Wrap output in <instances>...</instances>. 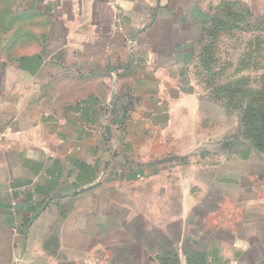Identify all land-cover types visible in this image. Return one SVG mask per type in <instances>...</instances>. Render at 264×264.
<instances>
[{"label":"crops","instance_id":"obj_1","mask_svg":"<svg viewBox=\"0 0 264 264\" xmlns=\"http://www.w3.org/2000/svg\"><path fill=\"white\" fill-rule=\"evenodd\" d=\"M227 3L0 0V264H264V151L188 126Z\"/></svg>","mask_w":264,"mask_h":264},{"label":"rangeland","instance_id":"obj_2","mask_svg":"<svg viewBox=\"0 0 264 264\" xmlns=\"http://www.w3.org/2000/svg\"><path fill=\"white\" fill-rule=\"evenodd\" d=\"M235 13L240 19L235 23L221 14L229 28L221 30L214 43L207 39L204 46H211L210 51H201L196 91L202 117L188 122V126H195L200 139L212 145L233 140V144L256 146L247 134L257 135L264 125L260 116L264 114V25L256 28L264 10L257 15L245 10ZM246 107L251 110L242 118L249 110ZM206 150L201 152L202 159L210 160Z\"/></svg>","mask_w":264,"mask_h":264},{"label":"trees","instance_id":"obj_3","mask_svg":"<svg viewBox=\"0 0 264 264\" xmlns=\"http://www.w3.org/2000/svg\"><path fill=\"white\" fill-rule=\"evenodd\" d=\"M246 11L250 14H252L251 11L243 8L242 6L238 5L237 3L234 4V3H227L225 4V7L222 9V12L221 14L226 18L228 19L229 21H232V22H237V20L239 21V16L238 14L235 13V11ZM222 16H219L218 18H215L214 19V22L212 23V26L210 27L209 31H208V34H207V39H212L213 40V43L215 41V39L217 38V35L220 33L221 30L223 29H226V28H229L228 26L230 25V23L227 21L225 22L222 18ZM252 17V16H251ZM264 25V16H261L258 21H257V26L256 28L257 29H260L262 26ZM204 50L206 52L210 51L211 50V46L210 47H206V46H203ZM202 49V50H203ZM246 109H249L247 111L244 112V115L242 118H247L248 116V111L251 110V107H246ZM261 117H264V114H260ZM262 120H264V118H261ZM258 134L257 135H252L251 133L250 134H247V137L249 139L252 140V142L256 143V146L253 144V146L256 148V149H260L263 151V147H264V125L262 126V124L260 125V127L258 128Z\"/></svg>","mask_w":264,"mask_h":264},{"label":"built area","instance_id":"obj_4","mask_svg":"<svg viewBox=\"0 0 264 264\" xmlns=\"http://www.w3.org/2000/svg\"><path fill=\"white\" fill-rule=\"evenodd\" d=\"M108 3L112 6L115 5L116 0H107ZM11 132V129L8 130H4L1 126H0V144H2V142L4 141V139L7 137L8 133Z\"/></svg>","mask_w":264,"mask_h":264}]
</instances>
